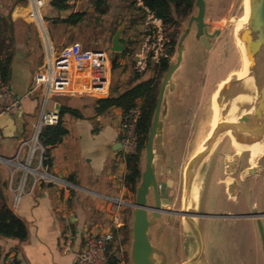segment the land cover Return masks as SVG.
<instances>
[{"label": "crops", "instance_id": "crops-1", "mask_svg": "<svg viewBox=\"0 0 264 264\" xmlns=\"http://www.w3.org/2000/svg\"><path fill=\"white\" fill-rule=\"evenodd\" d=\"M95 1L82 0L78 7L73 8L75 10L87 5L93 6ZM52 10L59 12L63 17L71 13H66L67 10H71L70 8L66 10L55 7L51 8L49 13ZM123 21L126 27L127 20ZM140 23L142 37L145 20ZM49 28L48 33H51V39L55 40L56 25H50ZM45 33L47 34L45 20L42 28L32 16L28 18L13 16L7 19L5 15L0 14V42L9 44L8 51L11 55L10 74L6 82L21 100L22 105L20 110L1 112L0 101V156L17 158L21 162L27 160L28 153L33 147V138L38 133L39 119L44 107L57 111L61 107L71 108L78 111L80 116L72 112L64 113L62 119L68 130L67 134L60 143L44 147V157L48 159V164L42 162V165L44 170L56 177L55 180L42 179L33 184L31 174L25 175L22 169L0 163V189L3 196L28 227V237L25 240L0 236V264H12L14 260L19 264H74L76 252L83 244L84 233L90 229H111L114 239L109 244V254L115 256L116 264H135L131 254L133 238L130 258L126 249L132 235L135 207L133 192L125 185L127 165L121 151L119 129L123 110L113 106L106 111L97 112L96 101L101 97L94 95L62 94L47 98L42 89L33 90L34 73L44 64L47 56ZM134 37L132 35L133 39ZM2 58L3 55L0 54V59ZM179 69L182 67L180 66L174 73L176 74ZM174 78L176 77L173 74V84L168 86L164 93L153 144V168L163 167V164L166 167V157L169 152L174 151L175 145L167 144V134L172 133L175 138L181 136L179 129L184 130V135L190 130L188 120L193 116H186L179 121L176 119L175 124L169 126L173 108L172 97L175 95L176 99H180ZM217 90L218 88H215L212 93L215 94ZM110 91L115 92L112 87ZM27 140L31 142L21 145ZM40 154L41 150L37 149L32 165L39 164ZM252 159L250 150L237 147L233 140L225 135L215 144L204 161L200 172L203 188L212 162L216 160V169L220 170V167L224 166L228 173L218 176L214 182L239 206L243 184L250 179L259 184V180L264 176V171L251 175L245 172V169L254 164L259 165L260 158L254 164L251 162ZM154 173L156 178L155 169ZM164 175L168 176L169 172ZM20 184L23 185V193L15 205L16 189ZM155 194L158 195L156 190ZM200 194L197 198L199 207ZM228 212L230 215L235 214L232 210ZM236 218L238 217L233 216L224 220L232 223V219ZM245 219L254 224L256 222L253 218ZM202 231L205 245L197 264L208 255L206 253L209 248L208 241L203 229ZM195 246L196 242L186 259L192 255ZM121 251L127 254L124 259L119 256Z\"/></svg>", "mask_w": 264, "mask_h": 264}, {"label": "rangeland", "instance_id": "rangeland-1", "mask_svg": "<svg viewBox=\"0 0 264 264\" xmlns=\"http://www.w3.org/2000/svg\"><path fill=\"white\" fill-rule=\"evenodd\" d=\"M106 1H108V10L102 16V21L96 11L97 0L93 6L87 5L75 10L72 7L70 8L71 10H67L66 13L71 12L70 14L76 11L85 12L83 20L77 26H71L60 22V19L64 17L60 16L59 12L52 10L49 13L51 8H55L58 0H47L46 7L41 11L47 27V34L45 33L47 54L51 45L57 49L61 43L70 44L73 42H81L86 48H103L108 50L111 60V87L115 91H120L131 84L130 80L134 74L132 65L135 51L140 44L141 18H137L136 25L131 27L127 32H125V27L122 32L123 34H121L124 49L126 47L125 44L128 43V35L135 36V39L128 45L129 51L125 55L121 54L124 50L122 52H112L110 51L112 37L120 25L114 31L112 29L105 30L104 25L113 21L116 17L115 15L121 16V14L115 13L117 11L123 12L120 6L125 5L127 0ZM206 3V16L212 19V27L222 30L220 38L222 40L218 44L220 51L217 52L216 50L214 53L213 50L209 51L206 45L203 46L196 40V37L189 36L186 39V49L181 64L182 69H179L176 74L174 73L176 77L174 78L177 86L176 91L180 99H176L175 95L172 97L173 108L170 113L171 121L169 126H172L171 124L174 125L176 119L179 121L188 116L189 110L191 108L196 109L201 105L206 96L209 93L211 94V91L218 87L226 76L233 71L240 70L242 67V57L238 43L234 37V27L239 18L245 13L244 5L246 7V1L244 4V0H206ZM46 8L48 12L45 11ZM29 10V0H0V14L5 15L7 19H11L13 16L28 18L30 16ZM53 24L56 25L55 40L51 39V33H48L50 25L52 26ZM35 25L37 26L36 23ZM183 31H185V25L182 26L181 34ZM223 43H225L224 47H222ZM176 56L177 51H175L170 64L176 62ZM213 57L214 61L217 60V57L221 58L222 61L212 63L219 68L215 67V69L209 66ZM146 74L150 76L153 73L149 72ZM210 94L207 97L208 102L204 105V109L194 114L188 120L190 127L188 134L185 133L184 135V130L182 129L178 131L181 136L174 138L172 133L167 134V144L171 143L175 145L173 147L174 151L168 153L166 167L163 164V167L158 168L155 166L156 168H154L157 173L156 179L160 183V186L158 188V195H156L155 186L151 185L150 192L147 195V204L168 210L167 212L148 211L150 223L147 233H149V240L153 247L151 259L154 264H181L188 257L193 246L191 235L189 237V231L183 228L182 217L172 212L180 209L182 206L184 171L187 162L195 150L200 147L212 127L214 107L209 100ZM216 94L217 91L214 97ZM35 144L37 145L36 142ZM128 155H124L125 159ZM259 158V165L262 166L264 171V156ZM142 160L143 169H145V153ZM215 162L216 160H213L212 166L208 171L204 188L203 178L200 174L195 181V196L196 194L199 196L202 191L199 197V208L204 209L205 213L212 214L224 210H232L237 215L252 213L256 210L262 211L264 209V176L259 180V184L252 179L243 184V192L240 197L241 203L238 206L232 199H227L221 186L215 184L214 179L223 175L221 167L220 170L216 169ZM9 166L14 167L12 165ZM166 172H169L168 176L164 175ZM164 176L167 177V180H165ZM132 199L134 202L136 201V192L133 193ZM232 221V223H229L226 220L215 218L200 219L201 229L206 234L209 248L206 252L208 255L203 257L199 264H264V243L258 220L256 219L255 224L248 222L242 217L232 219ZM185 235L188 236L187 243L184 241ZM131 236L128 246L126 245V249L129 251V258ZM125 253L121 251L119 256L124 259L127 257Z\"/></svg>", "mask_w": 264, "mask_h": 264}, {"label": "water", "instance_id": "water-1", "mask_svg": "<svg viewBox=\"0 0 264 264\" xmlns=\"http://www.w3.org/2000/svg\"><path fill=\"white\" fill-rule=\"evenodd\" d=\"M249 16L247 23L238 32H234L237 43L242 42L247 59V72L245 75L238 76L237 72H232L223 80L215 96L218 105V120L213 125L208 136L201 143L200 147L191 155L184 171V188L182 206L172 213L184 215L188 224V229L196 238V246L192 255L181 264H197L200 260L205 238L203 231L194 218L195 215V181L199 176L205 159L210 154L215 144L225 135H228L235 145L249 147L253 145L264 146V0H248ZM198 13L192 16L191 22H198V33L203 32V22L205 14V0H196ZM125 28V21H122L119 28L115 31L110 51L122 52L124 44L121 41V34ZM205 35L202 39L206 41ZM183 39L180 40L179 54L175 63L170 64L161 82L157 97L156 107L153 115L152 125L146 143V167L142 172L141 181L136 191V201L133 203L134 217L132 224V257L135 264H154L151 256L153 247L148 237V211L157 210L167 212L147 204V195L151 185L155 186L158 193L159 183L156 181L153 168V144L157 133L161 107L164 93L174 72L179 67L183 54ZM207 43V42H206ZM39 134V133H38ZM264 150V148H263ZM262 153L259 157H263ZM252 159L256 163L259 159ZM249 175L252 173H262L260 165L245 169ZM215 216V215H212ZM234 217L258 218L260 229H263L261 217L263 214L257 210L252 213L234 214Z\"/></svg>", "mask_w": 264, "mask_h": 264}, {"label": "built area", "instance_id": "built-area-1", "mask_svg": "<svg viewBox=\"0 0 264 264\" xmlns=\"http://www.w3.org/2000/svg\"><path fill=\"white\" fill-rule=\"evenodd\" d=\"M29 15L34 17L37 23L44 28L42 9L47 0H29ZM72 7H78L82 0H66ZM142 5V0H137ZM140 44L134 54V66L138 71H145L163 59L169 58L167 45V32L162 20L148 10L144 23ZM33 90L42 89L48 98L51 95H94L105 97L111 90V60L109 51L103 48H86L81 42L63 44L58 49L51 46L44 64L34 73ZM0 101L1 112H13L22 108L21 100L14 94L10 85L3 79L0 72ZM141 116V101H137L128 110L123 111L120 123L121 151L130 154L136 151L138 146V121ZM58 111L43 108L38 133L42 125L55 124L58 121ZM33 138V147L28 153L27 160L19 161L17 158L0 156V163L12 165L31 174L33 184L42 179L55 180L44 170L42 162L44 146L39 143L38 134ZM35 139V140H34ZM31 141H23L21 145ZM37 143V145L35 144ZM41 150L39 164L32 165L34 153ZM23 193V185L16 189L14 204L16 205ZM114 239L111 229H90L84 233L83 244L76 252L74 264H106L108 260V248Z\"/></svg>", "mask_w": 264, "mask_h": 264}, {"label": "trees", "instance_id": "trees-1", "mask_svg": "<svg viewBox=\"0 0 264 264\" xmlns=\"http://www.w3.org/2000/svg\"><path fill=\"white\" fill-rule=\"evenodd\" d=\"M108 1L97 0L96 11L102 21V16L106 14L108 10ZM195 0H142V5H138L137 0H127L125 5H121L120 8L123 12H116L115 19L106 23L105 30H115L121 21L127 19V26L125 32L137 23V18H141L143 21L146 19L148 10L152 12L156 17L160 18L164 24L169 39L167 40L168 51L173 53L177 43V36L179 33V26L181 22L188 18L193 12ZM57 9H69L71 8L66 0H58L55 4ZM84 11H76L70 14L68 17L60 19V22H64L71 26H77L84 18ZM129 16V17H128ZM131 16V17H130ZM58 21V20H55ZM104 24V23H103ZM111 28H109V27ZM171 28V29H170ZM124 32V33H125ZM134 40L132 36H128V43L121 53L125 55L128 50V45ZM9 44L0 42V54L3 58L0 59V72L3 79L6 81L10 74V51H8ZM170 66L169 59H163L160 63L155 64L145 71H138L132 65L134 72L131 77V84L125 87L123 90H116L113 93L105 97H101L96 101L97 112H103L108 110L110 107H120L123 111L128 110L138 100L141 101V116L138 121V146L135 152L130 153L126 158L127 173L125 176V185L127 188L135 193L141 181L142 176V159L146 150V143L148 140L149 132L152 125L153 115L156 107L157 97L161 80L164 77L166 71ZM153 73L150 76L146 73ZM66 112L75 113L77 116L78 111L61 107L58 111V121L55 124H44L42 125L38 140L44 147L55 145L60 143L68 130L63 123L62 116ZM46 156V154H45ZM43 164H48V159H43ZM0 236L16 238L19 240H25L28 237V227L24 220L20 218L13 209L7 203V200L3 196L0 189ZM110 248V246H109ZM108 248V260L106 264H116L115 256L109 254ZM12 264H19L18 261L14 260Z\"/></svg>", "mask_w": 264, "mask_h": 264}, {"label": "flooded vegetation", "instance_id": "flooded-vegetation-1", "mask_svg": "<svg viewBox=\"0 0 264 264\" xmlns=\"http://www.w3.org/2000/svg\"><path fill=\"white\" fill-rule=\"evenodd\" d=\"M206 12H207V3H206V0H205V14H204V18H203V22H204V26H203V32L201 33V34H199L198 33V22L196 21V20H193L192 22H191V19H192V16H195V15H197V13H198V7H197V5H196V0H195V4H194V9H193V12L188 16V18H186L185 20H183L182 22H181V25L179 26V33H178V36H177V43H176V46H175V50H174V52L173 53H169V61L171 62V60L173 59V55H174V53H175V51H177V56H176V60H177V57H178V54H179V45H180V40H181V38L184 36V39H183V54H182V59H181V62H180V64H179V67L181 66V64H182V61H183V57H184V51H185V49H186V39L189 37V36H193V37H196V40L201 44V45H206L207 47H208V50L209 51H212L213 50V53L217 50V52H219L220 51V47H218V44H219V42H221V40H220V38H221V35H222V30L221 29H218V28H213L212 27V19H209V16H206ZM212 17V16H211ZM185 25V31H183L182 32V34H181V29H182V26H184ZM171 29V28H170ZM202 35H205L206 37H205V39H206V41H204L203 39H202ZM167 37H168V39H169V35H167ZM207 42V43H206ZM225 46V43H223L222 44V47H224ZM220 60H221V58H219V57H217V60H215L214 61V57L213 58H211V61H210V64H209V66H211V68H217L218 66H214L212 63L213 62H220ZM222 61V60H221ZM178 67V68H179ZM177 68V69H178ZM210 68V69H211ZM215 68V69H216ZM219 68V67H218ZM233 72H237V71H233ZM232 73V72H231ZM229 76V75H228ZM228 76H226V78L228 77ZM164 78V77H163ZM225 78V79H226ZM224 79V80H225ZM163 80V79H162ZM223 81V80H222ZM162 82V81H161ZM173 84V76H172V78H171V80H170V83L167 85V87L168 86H171ZM161 85V84H160ZM166 87V88H167ZM218 87H216V89H217ZM210 94V93H209ZM208 94V95H209ZM208 95L206 96V98L204 99V102L201 104V105H199L196 109H194V110H192V108L189 110V114H188V116L189 117H191V116H194V114H196V113H198V112H200L201 110H203L204 108V105L208 102L207 101V97H208ZM214 95L215 94H213L212 93V91H211V94H210V96H209V100H210V102H211V104H212V106H213V98H214ZM227 167V166H226ZM221 172L224 174V175H227V171H226V169H225V167L224 166H222V168H221ZM229 173H231V172H229ZM226 188H227V186H226ZM226 196H227V199H231L230 198V196L228 197V194L226 193L225 194ZM196 197L198 198V196H197V194H196V196H195V211H194V213H197V214H199V215H195V219H196V221L198 222V224L200 225V227H201V223H200V219L201 218H215V219H220V220H224V219H228V218H231V217H233V216H231L230 214L231 213H229L228 211H226V210H224V211H222V212H219V213H214V214H212V213H205L204 212V210H202V209H200L199 208V206H198V203H197V201H196ZM182 198H183V193H182ZM258 212H261L262 214H263V216L261 217V219H262V222L264 221V209L262 210V211H258ZM212 215H215V216H212ZM179 216H181L182 217V219H183V223H182V225H183V228L185 229L186 228V231H189V229H188V224H187V221H186V218H185V216L184 215H179ZM239 218V217H238ZM242 218H248V217H242ZM251 218V217H250ZM253 219H257L258 220V218H256V217H253ZM262 237H263V243H264V223H263V229H262ZM189 237H190V235H191V242L193 243L192 245H194L195 244V242H196V238H195V236L189 231ZM184 241L187 243L188 242V236L187 235H185V238H184Z\"/></svg>", "mask_w": 264, "mask_h": 264}, {"label": "bare ground", "instance_id": "bare-ground-1", "mask_svg": "<svg viewBox=\"0 0 264 264\" xmlns=\"http://www.w3.org/2000/svg\"><path fill=\"white\" fill-rule=\"evenodd\" d=\"M246 1V7L244 5V11L245 13L243 14L242 17L239 18L237 24L234 27V32H238L242 27L245 26V24L247 23V19L249 16V1L248 0H244V4ZM43 27V25H41ZM238 48L239 50H241L240 54H242V67L240 70L237 71L238 76H242L245 75L247 72V59L245 57V49H244V45L242 42L238 43ZM213 120H212V126L216 123V121L218 120V105H217V101L216 98H213ZM237 147L243 148V149H248L251 151L253 159H257V157H259L262 153H264V146L261 145H253V146H249V147H242L237 145Z\"/></svg>", "mask_w": 264, "mask_h": 264}]
</instances>
